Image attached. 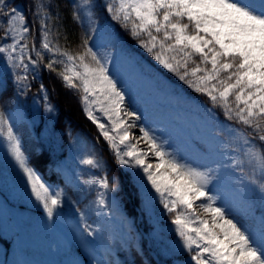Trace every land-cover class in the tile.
Masks as SVG:
<instances>
[{
  "label": "snow or ice",
  "instance_id": "6c2138e0",
  "mask_svg": "<svg viewBox=\"0 0 264 264\" xmlns=\"http://www.w3.org/2000/svg\"><path fill=\"white\" fill-rule=\"evenodd\" d=\"M94 7L93 0L77 3L73 19L84 35L79 47L71 50L55 41L48 6L36 0L37 48L35 30L26 17L8 0H0V18H4L0 59L13 69L18 90L29 91L30 78L35 79L43 65L66 89L78 93L87 120L115 164L127 170L145 205L158 201L170 217L178 247L187 253L189 264H264V215L249 222L234 210L237 201L246 203L257 190L264 202V0L107 2L104 10L111 21L158 68L128 52L108 27L97 22ZM97 36L104 45L93 46ZM105 45L110 50H96ZM160 69L206 98L208 107L196 106L226 134V141L211 138L203 154L192 156L175 147L163 128L147 122L135 107L130 82L146 86L162 100H191ZM39 91L45 92L43 85ZM52 110L45 96L44 111ZM217 113L230 123H221ZM0 141L30 198L52 220L64 203V191L49 184L32 165L11 115L4 111H0ZM80 163L101 167L94 157ZM80 183L96 189L97 215H104L100 210L110 207L106 201L118 190V179L100 177ZM81 220L82 236L100 232L84 222L83 212Z\"/></svg>",
  "mask_w": 264,
  "mask_h": 264
},
{
  "label": "trees",
  "instance_id": "16d2710c",
  "mask_svg": "<svg viewBox=\"0 0 264 264\" xmlns=\"http://www.w3.org/2000/svg\"><path fill=\"white\" fill-rule=\"evenodd\" d=\"M35 2L36 0H8V5L19 9L26 17L29 26L34 28L33 43L36 45L39 24H33ZM47 3L51 8L53 28L59 38L65 44L78 48L84 30L74 21L69 0H47ZM106 3L105 0H93L96 19L113 27V32L128 52L158 68L147 53L136 47L135 41L125 30L111 21L104 10ZM3 19L0 18V23ZM159 71L167 80L183 89L185 95L202 103L205 107L209 106L206 105V98L192 92L171 74L163 73L162 69ZM30 85L29 91L21 93L15 82L13 69L7 65L5 60L0 59V111H4L7 115L14 102L20 101L29 122H20L14 126L15 131L20 135L32 165L49 184L54 188L62 189L65 194L64 203L53 219L45 218L51 228L50 239L54 243L55 250L61 253L66 260L71 261V264L73 262L75 264H96L97 261L101 264H189L187 253L178 247L170 217L163 212L158 201L153 206L145 205L143 197L130 181L129 176L115 164L106 143L98 137L94 125L87 120L79 102L78 93L66 89L55 73L49 72L43 65L36 72V78H30ZM41 85L44 86V93L39 91ZM45 96L48 105L53 109L51 112L44 111ZM217 118L226 124L230 123L225 121L220 113H217ZM232 126L239 127L234 124ZM256 143L259 144V141ZM0 144L3 147L2 141ZM68 153L71 155L70 160L67 158ZM6 155L7 152L4 151L2 156L6 157ZM85 157H94L100 162L101 167L98 169L86 166L98 176L107 177L110 181L114 177L118 179V190L110 194L128 217L131 226L137 230L140 252L134 246L126 245L109 224L96 218L94 213L96 192L85 185L80 187L67 185L54 171L63 160L69 168L78 170L79 165L85 166L80 163V160ZM3 171L21 188V193L30 198L25 182L16 167L9 166L8 170ZM0 178H5L1 171ZM251 199L254 201L256 213L260 217L264 215V202L260 200L258 190L255 196H251ZM32 203L35 209L29 212L42 215L43 208L38 206L34 200ZM21 206L24 207V205ZM81 212L84 213V222L93 228L100 229V232L91 237L86 234L81 235L83 233ZM15 236V233L7 234L0 225V248L8 257V264L16 262L13 253ZM150 251L155 254L156 258ZM29 252L36 253L35 251ZM17 261V264H22L18 258Z\"/></svg>",
  "mask_w": 264,
  "mask_h": 264
},
{
  "label": "rangeland",
  "instance_id": "374dc122",
  "mask_svg": "<svg viewBox=\"0 0 264 264\" xmlns=\"http://www.w3.org/2000/svg\"><path fill=\"white\" fill-rule=\"evenodd\" d=\"M105 1L110 2V0ZM69 2L71 3V15L73 17L79 0H69ZM44 3L48 6L47 10L51 16V8L47 0H44ZM97 22L102 27H108L109 31L116 36L110 24L101 23L98 20ZM49 24L53 28L52 17L49 20ZM53 31L56 33L54 28ZM39 41L40 37L38 36V42L36 43L37 48H39ZM55 41H58L59 44L65 48L71 50L77 49V47L73 45L70 46L65 44L62 39L59 38L58 34L55 36ZM91 43L93 46L104 45V41L98 36L95 37ZM96 50L105 51L110 49L105 45ZM137 57L140 58L139 56ZM121 71L124 72L126 70L122 67ZM130 84L134 92L135 107L146 116L149 124L158 128H163V135L165 137L171 136L175 147L180 148L189 155L195 156L197 153L203 154L204 145L211 138H215L219 141H226V134L220 132L219 128L208 120L206 114L197 108V104L201 107H205L202 103H199L193 98H191L189 103L162 100L155 97L146 86L132 82H130ZM185 96L189 98L187 95ZM9 114L11 115L14 126L18 125L20 122H29L20 101L14 102L9 109ZM133 131L136 135H139L138 130L134 129ZM4 151H6L5 146L3 145L2 147L0 144V171L5 175V178H0V225L7 234H16L13 245V253L16 262H13V264L18 263L17 258L22 264H71V261L66 260L62 257L61 253L55 250L54 243H52L50 239L51 228L45 220V218H47L46 214L43 213L39 215L30 213L29 211L35 209L32 200L23 195L21 193V188L14 183L12 179L8 178L3 171L8 170L9 166L15 167L8 155H6V157L2 156ZM67 158L69 160L71 159L70 153L67 154ZM81 170H85L86 172H82ZM122 170L127 173V170ZM54 171L59 174L63 182L73 187L83 186L80 183L81 180L101 177L86 166L79 165L78 170H73L66 165L64 160L55 167ZM91 190L96 192L95 188H91ZM106 203L109 204L110 207L100 210L104 213V215L101 216L97 215L95 205L94 213L96 218L103 223L109 224L118 236L123 239L126 245H132L140 252L139 234L137 230L131 226L128 217L124 214L111 194H109ZM255 209L256 207L251 197H249L246 203L237 201L234 208L239 217L249 222L253 220L258 221L260 218ZM29 251H35L36 253H30ZM7 259L8 257L5 255L4 250L0 248V264H8ZM72 264L75 263L73 262Z\"/></svg>",
  "mask_w": 264,
  "mask_h": 264
}]
</instances>
